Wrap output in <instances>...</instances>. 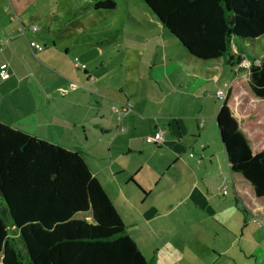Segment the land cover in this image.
Listing matches in <instances>:
<instances>
[{"label": "crops", "instance_id": "0c3cea01", "mask_svg": "<svg viewBox=\"0 0 264 264\" xmlns=\"http://www.w3.org/2000/svg\"><path fill=\"white\" fill-rule=\"evenodd\" d=\"M23 11L14 16L8 0H0V73L8 74L0 78V122L80 151L151 264H264V225L235 202L217 135L221 73L230 68L225 92L237 69L222 58L195 62L186 52L192 70L201 69L200 75L187 74L152 45L145 51L154 59L146 62L139 51L137 59L119 60L126 83H114L96 68L79 74L76 62L73 68L62 63L69 48L56 42L55 18L31 31ZM29 40L43 49L31 51ZM122 105L131 109L117 118L112 107ZM158 130L160 140H145ZM104 137L110 142L103 147L89 142ZM92 150L97 160L89 161Z\"/></svg>", "mask_w": 264, "mask_h": 264}, {"label": "trees", "instance_id": "16d2710c", "mask_svg": "<svg viewBox=\"0 0 264 264\" xmlns=\"http://www.w3.org/2000/svg\"><path fill=\"white\" fill-rule=\"evenodd\" d=\"M33 1L8 3L18 16ZM140 1L195 60L233 67L243 59L240 44L264 36V0ZM247 57V77L233 72L215 120L235 202L264 225V59ZM86 213L90 221L78 216ZM0 264L151 263L80 151L0 122Z\"/></svg>", "mask_w": 264, "mask_h": 264}, {"label": "rangeland", "instance_id": "374dc122", "mask_svg": "<svg viewBox=\"0 0 264 264\" xmlns=\"http://www.w3.org/2000/svg\"><path fill=\"white\" fill-rule=\"evenodd\" d=\"M94 1L96 0H36L22 12L21 16L28 23L24 25L25 27L35 25L39 26L40 29L45 28L44 21L46 17L53 16L55 24L52 26V31L56 42L60 43L59 47L67 45L69 48L68 54L64 56L65 59H62V63L69 64L72 67L73 63L76 62L79 65L78 68H72L77 70L79 74H82L84 70L86 73L95 72L94 68H96L97 74L107 76V79L113 76L110 79L114 83H126L125 73L123 72L124 66L118 65L119 60L122 56L137 59L139 56L137 52L139 51L142 53L140 57L144 58L146 62L154 59V55L148 53L149 50L145 51L153 45L154 48L159 50L158 55H164L165 52L167 57L174 59L180 71L195 76L200 75L201 69L197 67L192 70V66L190 67L192 60L185 49L182 48L172 34L152 17L142 1L114 0L115 6L110 10L93 9L92 4ZM59 34L63 37L61 41L58 38ZM151 37H153L152 41L148 42ZM240 48L246 55L242 56V60L250 64L251 60L247 56L254 55V63H259L260 60L264 59V36L251 44H240ZM195 62L211 63L208 60L198 59ZM241 63L242 61L234 67L240 70L244 76H247L249 66H243ZM81 65H84V67H81ZM229 69L226 67L225 72L221 73L222 80H219L218 85L222 90L225 89L223 81H228L231 76ZM202 78L203 80L206 79L205 77ZM128 81L131 83V80ZM129 86L131 88L135 85L130 84ZM133 90L135 93V89ZM215 101L221 102L222 100L217 98ZM213 120L211 118L209 123L217 131ZM89 139L90 144L97 146L110 142L109 137L101 138L99 142H97V139ZM66 147L84 148L82 146H72L71 144H66ZM90 152L92 153L88 152L87 157L89 161H92L96 158V152L94 150ZM227 191L230 193L228 185ZM78 216L88 220L90 218L89 213Z\"/></svg>", "mask_w": 264, "mask_h": 264}, {"label": "built area", "instance_id": "2783aa9c", "mask_svg": "<svg viewBox=\"0 0 264 264\" xmlns=\"http://www.w3.org/2000/svg\"><path fill=\"white\" fill-rule=\"evenodd\" d=\"M29 29H30L31 31H35V30H37V26L33 25V26L29 27ZM23 31H24V29L22 30V32H23ZM27 44H28V47H29V49H30L31 51H41V50L43 49V46H42L41 44L37 43V42L34 41V40H29V41L27 42ZM248 64H249V63H248L247 61L242 60L241 65H243V66H249ZM81 67H84V65H81ZM7 77H8L7 72H1V73H0V78H1V79H5V78H7ZM224 96H225V92H224L222 89H218V90H216V97H217L218 99L222 100V99L224 98ZM130 109H131V106H129V105H122V106L112 107V110L117 114V118H119V117L121 116V114L127 112V111L130 110ZM161 133H162V132H161L160 130H158V131H156L153 135H151V136H147V137L145 138V140H146L147 142H150V143H151V142H157L158 140L161 139ZM191 155H192V154H190V156H191ZM222 192L225 193V190H222Z\"/></svg>", "mask_w": 264, "mask_h": 264}]
</instances>
